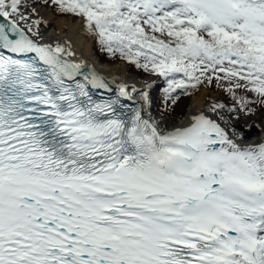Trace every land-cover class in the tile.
I'll list each match as a JSON object with an SVG mask.
<instances>
[{
  "label": "snow or ice",
  "instance_id": "snow-or-ice-1",
  "mask_svg": "<svg viewBox=\"0 0 264 264\" xmlns=\"http://www.w3.org/2000/svg\"><path fill=\"white\" fill-rule=\"evenodd\" d=\"M44 3L162 77L166 110L213 80L264 103V0ZM41 24L0 0V264H264V142L203 113L162 128L123 85L95 98L112 90Z\"/></svg>",
  "mask_w": 264,
  "mask_h": 264
},
{
  "label": "bare ground",
  "instance_id": "bare-ground-1",
  "mask_svg": "<svg viewBox=\"0 0 264 264\" xmlns=\"http://www.w3.org/2000/svg\"><path fill=\"white\" fill-rule=\"evenodd\" d=\"M36 10L42 19L40 31L43 39L41 43L52 44L53 46L60 44L66 51L74 53V55L67 57L68 60L82 64L86 75L92 76L95 74L103 78L112 90L110 93L104 91L100 94L105 99L109 95L113 97L118 95L119 87L123 85L129 88L132 96L131 100H123V102L132 107V110L139 109L146 117L151 116L153 119L159 121L162 128L171 129L173 126L183 125L187 122L190 115L203 113L216 120L221 126H231L232 128L243 129L245 132L247 131L246 129H252V131H249L250 134H247V143L258 144L264 142V124L261 118L245 119L240 121L239 124L237 123L238 125L230 122H228L229 124H225L228 119L224 120L225 122L220 121L213 112L206 110L207 106L204 95L207 92L205 90L192 99V103L184 117L178 119L176 122L160 119L159 116L152 113V110L148 107V101L143 95V93L148 92L147 88L149 85L147 81L143 82L137 76L131 74L123 62L108 64L99 60L92 48V42L86 39L87 32L84 31L79 22L74 23L64 18H55L51 11L40 7L38 4H36ZM133 87L136 89L135 92L131 91Z\"/></svg>",
  "mask_w": 264,
  "mask_h": 264
},
{
  "label": "rangeland",
  "instance_id": "rangeland-1",
  "mask_svg": "<svg viewBox=\"0 0 264 264\" xmlns=\"http://www.w3.org/2000/svg\"><path fill=\"white\" fill-rule=\"evenodd\" d=\"M35 4H38L40 7L47 9L51 11L53 17L55 18H64L70 21H73L74 23L79 22L86 31V39L92 42V48L94 49V52L96 56L99 58V60H103L102 62H106L108 64H114V63H122L125 64L129 70V72L135 76H137L141 81L146 82L149 85L147 88V104L148 107L152 110L153 114H156L159 116L160 119H165L169 122H176L178 119L184 117L186 114V110L188 111V108L190 107L192 103V99L198 95L201 91L205 90L207 93L204 95V100L206 102V110L213 112L216 117L220 121L225 122L224 120L228 119L225 124H229L228 122L238 125L240 121L250 118H261L262 122L264 124V111L257 113L255 115L249 116L247 115L248 110H244L240 107H237V105L233 104L232 101L228 100L226 90L223 89H215L217 85L224 84L228 85L225 82H218L213 80L211 84H208L205 82V84L199 85L196 90H194V93L189 97L188 103L186 105V110L183 111L181 108H179V105L181 102L184 101L185 97L182 93V89H177L178 93H181L180 99L176 102L175 105H171V107L166 110V105H170V101H167L166 95H165V88H167V83L162 77L150 74L148 72L143 71L142 69L137 68L135 65L130 64L126 59H122L119 54L113 56L112 54L108 53L107 51L103 50L102 46L98 42V38L93 35L92 32L89 31L87 28L84 19L77 17L73 14H62L54 5L49 4H40L38 0H34ZM150 83H149V82ZM150 87V88H149ZM189 91H192V89H189ZM174 93L173 95H175ZM222 104L224 107L222 109H217L216 111H212L213 105ZM247 108V107H246ZM234 109V111H233ZM248 109V108H247ZM183 111V113H182ZM187 113V112H186ZM219 113V114H217ZM185 114V115H184ZM184 115V116H183ZM221 118V119H220ZM230 119V120H229ZM238 123V124H237ZM228 126V125H227ZM230 127V128H229ZM229 130L232 129L231 126L227 127ZM239 129V128H238ZM245 129V128H244ZM246 133L249 135L252 129H246ZM244 131V130H243ZM245 132V131H244ZM247 135V136H248Z\"/></svg>",
  "mask_w": 264,
  "mask_h": 264
},
{
  "label": "trees",
  "instance_id": "trees-1",
  "mask_svg": "<svg viewBox=\"0 0 264 264\" xmlns=\"http://www.w3.org/2000/svg\"><path fill=\"white\" fill-rule=\"evenodd\" d=\"M38 1L40 2V4H45L44 0H38ZM228 87H229V85L219 84V85H217V87L215 89H223L224 88L226 90L228 100L232 101L233 104L237 105V107L241 108V103L243 101H248L249 103L242 109L248 110L247 115H249V116H252V115H255L257 113L264 111V103L260 102L261 98L259 96H257L255 93L241 88V89H236L235 90V96H233V94L227 90ZM190 92L193 94L194 90H192ZM183 95L184 96H182V97H185V98H184V101L181 102V104L179 105V108H181L183 111H185L186 105H187L189 97L191 95H187V94H183ZM183 111H182V113H183ZM186 112H187V110H186ZM186 112H185V114H186Z\"/></svg>",
  "mask_w": 264,
  "mask_h": 264
},
{
  "label": "water",
  "instance_id": "water-1",
  "mask_svg": "<svg viewBox=\"0 0 264 264\" xmlns=\"http://www.w3.org/2000/svg\"><path fill=\"white\" fill-rule=\"evenodd\" d=\"M100 91V90H99ZM103 91H105V90H101V92L100 93H102ZM107 92V91H106Z\"/></svg>",
  "mask_w": 264,
  "mask_h": 264
}]
</instances>
